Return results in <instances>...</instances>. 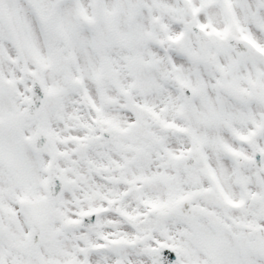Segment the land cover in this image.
Returning <instances> with one entry per match:
<instances>
[{"label":"snow or ice","instance_id":"6c2138e0","mask_svg":"<svg viewBox=\"0 0 264 264\" xmlns=\"http://www.w3.org/2000/svg\"><path fill=\"white\" fill-rule=\"evenodd\" d=\"M0 264H264V0H0Z\"/></svg>","mask_w":264,"mask_h":264}]
</instances>
